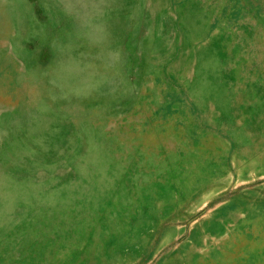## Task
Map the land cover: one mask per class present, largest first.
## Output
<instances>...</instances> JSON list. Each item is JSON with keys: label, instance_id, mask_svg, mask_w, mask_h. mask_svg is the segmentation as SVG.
<instances>
[{"label": "rangeland", "instance_id": "1", "mask_svg": "<svg viewBox=\"0 0 264 264\" xmlns=\"http://www.w3.org/2000/svg\"><path fill=\"white\" fill-rule=\"evenodd\" d=\"M0 264H264V0H0Z\"/></svg>", "mask_w": 264, "mask_h": 264}]
</instances>
